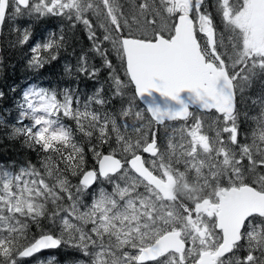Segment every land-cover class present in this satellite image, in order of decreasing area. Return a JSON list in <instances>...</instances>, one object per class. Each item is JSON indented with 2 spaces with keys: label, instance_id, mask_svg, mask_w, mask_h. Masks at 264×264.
Masks as SVG:
<instances>
[{
  "label": "snow or ice",
  "instance_id": "1",
  "mask_svg": "<svg viewBox=\"0 0 264 264\" xmlns=\"http://www.w3.org/2000/svg\"><path fill=\"white\" fill-rule=\"evenodd\" d=\"M24 16L83 24L108 75L82 99L80 77L100 72L82 54L77 87L19 97L9 135L39 159L0 164V264L62 247L87 258L71 264H264V0H0V26ZM15 32L36 74L65 43Z\"/></svg>",
  "mask_w": 264,
  "mask_h": 264
},
{
  "label": "trees",
  "instance_id": "2",
  "mask_svg": "<svg viewBox=\"0 0 264 264\" xmlns=\"http://www.w3.org/2000/svg\"><path fill=\"white\" fill-rule=\"evenodd\" d=\"M27 16L18 17L15 23L12 21H6L0 27V91L5 95L0 99V164H24L31 160L37 162L39 157L36 152L27 149L23 145L22 138H13L9 135L11 131V125L16 123L17 110L16 105L19 97L27 87V85L33 83L38 84L44 88H58L60 86H66L68 84V78L66 75L56 73L57 66L55 60L46 64L44 69L40 70L39 74H36L33 70L28 69L25 63L26 57L24 54H28V47L16 46L12 47V44L16 41V32L14 26L18 28L26 26L29 22L33 25L32 35L35 37L33 42L46 38L47 30L55 28L56 32H60L63 28V21L59 18H44L42 22H34ZM98 35L102 38V30L97 28ZM65 43L58 50L59 53H63V60H60V67L64 69L65 64H70L73 67V76L70 82L75 83L77 87V80L75 79V68L77 66V60L79 56L75 53L78 49L85 47L84 43L92 42L88 38V33L85 30L83 24H76L75 26L69 25L65 22V29L63 31ZM62 55V54H61ZM90 64L100 69L95 80L88 79L86 77H80L78 81L79 91L82 94V99H87L89 95L100 86V83L104 82L105 77L108 75V70L105 69L102 64H97L90 60ZM99 65V66H98ZM113 70H118L120 76H122L123 70L120 67V62L113 67ZM60 78V79H59ZM99 81V83L97 82ZM259 91V87L252 90L253 98ZM118 107V105H117ZM246 109L252 112L251 105L246 106ZM65 122L71 126H74L73 122L65 119ZM244 129L251 127V122L243 121ZM123 131V129H122ZM244 136V132L241 133V137ZM114 139V137H113ZM77 142L82 146H85L87 151L88 142L87 139L82 136H77ZM105 153L110 150L108 145L104 146ZM89 159L88 167L91 168L95 165V161L91 159V153H87ZM69 179L73 181V184L78 180L72 177L69 173ZM33 226V231H34Z\"/></svg>",
  "mask_w": 264,
  "mask_h": 264
},
{
  "label": "rangeland",
  "instance_id": "3",
  "mask_svg": "<svg viewBox=\"0 0 264 264\" xmlns=\"http://www.w3.org/2000/svg\"><path fill=\"white\" fill-rule=\"evenodd\" d=\"M93 19H95L94 17H93ZM11 21V20H10ZM31 21V20H30ZM65 22H67V21H63V28H62V30L60 31V32H56V29L55 28H51V29H48L47 30V35H46V38H43V39H41V40H39V41H41V42H44L48 37H49V35L50 34H55V38L57 39V40H59L60 39V36H61V33H63V31H64V29H65ZM219 23V22H218ZM29 25H31V29H32V27H33V25L29 22V24H27L26 26H22V27H20L19 29H20V31L21 32H23V30H24V28H26V27H28ZM14 26V29H16V28H18L17 26H15V25H13ZM1 27V26H0ZM33 43H35V42H33ZM62 54V55H61ZM28 55L30 56V53H29V47H28ZM24 56L26 57V55L24 54ZM64 56H63V53H59L58 54V59L57 60H55V64H56V66H57V70H56V73H58V74H60V78L62 77V75H66L65 73H64V69L63 68H61L60 67V60H63L64 58H63ZM92 58L93 57H88V60H92ZM25 63H26V65H27V58H26V60H25ZM28 68V67H27ZM29 69V68H28ZM67 76V75H66ZM59 78V79H60ZM67 78H68V84L66 85V86H60V89H63V88H65V87H68V86H71V87H74L75 88V83H73V82H70V79H71V77H69V76H67ZM33 83H31V84H29V85H27V87L25 88V89H27L30 85H32ZM254 113H253V115H256L257 113H256V111H253ZM197 114V113H196ZM251 115H252V112L250 113ZM197 115H199V114H197ZM204 117V119H205V121L206 122H208V123H210L211 122V120H213L214 118H215V116H214V114H210L209 116H203ZM134 116L133 117H130L129 119H128V123L129 124H132L133 123V121H134ZM73 122V121H72ZM68 124V123H67ZM73 124H74V122H73ZM254 125L251 123V127H253ZM171 127H174L173 125H171ZM177 127H179V126H177ZM249 129V128H248ZM163 130H164V132H165V128H163ZM169 131H171V129H169ZM209 131V134H211V135H214V132L211 130V129H209L208 130ZM176 139H179V136H176ZM164 143H166V137H165V135H164ZM112 144H114V139L112 140ZM116 147V146H115ZM111 150V149H110ZM0 160H2V159H0ZM3 161V160H2ZM3 164H5V165H7L8 163H3ZM15 165H17V166H19L18 164H15ZM71 182L73 183V181L71 180ZM104 187V188H106L108 191H111V185H108V184H103V185H97V188H99V187ZM85 200H86V202L87 203H90L91 202V199H90V196L89 197H86L85 198ZM68 250H69V248L68 247H66ZM243 249H240V250H237V252H236V256H241L242 255V253H243ZM74 252H76L75 250H74ZM51 258H54L53 257V255L51 254V253H49V254H46V255H40V256H37L36 257V259L35 260H33V259H31L30 258V260H28V264H37V261L38 260H43V261H48L49 259H51ZM72 258L74 259L75 257H74V255H72ZM73 259H71L70 261L69 260H67V258L66 259H64V260H60V261H56L57 262V264H71V261L73 260ZM75 259H77V260H82V259H87V258H85L82 254L80 255V257H78V258H75Z\"/></svg>",
  "mask_w": 264,
  "mask_h": 264
},
{
  "label": "flooded vegetation",
  "instance_id": "4",
  "mask_svg": "<svg viewBox=\"0 0 264 264\" xmlns=\"http://www.w3.org/2000/svg\"><path fill=\"white\" fill-rule=\"evenodd\" d=\"M84 45H85V47L83 48V49H78V50H76L75 51V53L80 57L82 54H87V56L88 57H93L92 58V61L95 63V62H97V64H99L100 63V65L102 64V59H101V57L99 56V55H97L94 51H92V42H86V43H84ZM108 47H110L108 44H105V48H108ZM113 66H115V65H117L119 62H120V59H119V57H116L115 56V53H113ZM77 62H78V60H77ZM89 62H90V60H89ZM120 64H121V62H120ZM99 66V65H98ZM125 81H126V77L124 76V74H122V76H121ZM136 104L139 106V107H141V108H143L144 106L140 103V101L137 99V101H136ZM125 106H127V105H125ZM190 111H194L195 113H197V114H199V115H203V116H209L210 114H214V113H212V112H208V111H201V110H198V109H196L195 107H191L190 108ZM167 124H169V125H173L174 127H177V126H179V124L181 123V122H166ZM163 126H161L160 127V130H159V135H160V137H161V141H162V143H164V134H165V132H164V130H163ZM177 136H179L178 134H177ZM242 139H243V137H241ZM116 145H115V139H114V144H112V147H115ZM110 151V150H109ZM145 158H150L149 156H148V154H145ZM49 253H51L52 255H53V257L55 258V261H60V260H64V259H66L67 258V260H71V259H73L72 258V255H74V257L75 258H78V257H80V253H78V252H74V249H71V248H69V250L66 248V247H62V248H59V249H49V250H45L44 252H43V254L42 255H46V254H49ZM74 258V259H75ZM29 260H30V258H29Z\"/></svg>",
  "mask_w": 264,
  "mask_h": 264
},
{
  "label": "water",
  "instance_id": "5",
  "mask_svg": "<svg viewBox=\"0 0 264 264\" xmlns=\"http://www.w3.org/2000/svg\"><path fill=\"white\" fill-rule=\"evenodd\" d=\"M139 100V99H138ZM140 101V100H139ZM140 103L144 106V107H146V105L142 102V101H140ZM191 107H195V106H190V108ZM196 108V107H195ZM196 109H198V108H196ZM198 110H201V109H198ZM201 111H205V110H201ZM97 167H98V165H97Z\"/></svg>",
  "mask_w": 264,
  "mask_h": 264
}]
</instances>
